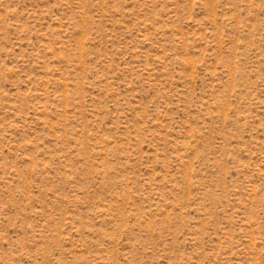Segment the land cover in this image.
I'll return each instance as SVG.
<instances>
[{
  "label": "rangeland",
  "instance_id": "1",
  "mask_svg": "<svg viewBox=\"0 0 264 264\" xmlns=\"http://www.w3.org/2000/svg\"><path fill=\"white\" fill-rule=\"evenodd\" d=\"M0 264H264V0H0Z\"/></svg>",
  "mask_w": 264,
  "mask_h": 264
}]
</instances>
